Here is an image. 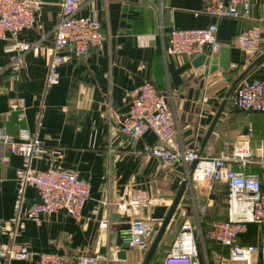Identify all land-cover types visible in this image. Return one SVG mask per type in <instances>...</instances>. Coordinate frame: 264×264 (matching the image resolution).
Returning <instances> with one entry per match:
<instances>
[{"label": "crops", "instance_id": "crops-1", "mask_svg": "<svg viewBox=\"0 0 264 264\" xmlns=\"http://www.w3.org/2000/svg\"><path fill=\"white\" fill-rule=\"evenodd\" d=\"M204 8L205 0H82L78 13L100 22L106 35L104 46L59 65L58 82L49 88L44 56L28 52L21 66L14 68L10 53L5 51L12 35L0 39V130L16 136L20 127L28 129L46 143L42 153L30 160L32 167L75 172L90 185V198L80 219L63 210L34 214L31 207L38 203V193L20 178L26 160L15 154L6 162L0 161V249L19 241L32 251L57 252L69 259L102 253L108 264L142 261V252L131 248L125 251V258L116 256L120 247L113 243L114 226L127 217L103 201L113 203L136 190L144 191L152 202L142 215L161 222L188 176L190 163H166L148 154L147 148L157 142L150 132L131 140L119 131L130 93L145 78L165 95L177 146L198 149L205 156H229L234 144L247 137L252 153H257L264 144V113L238 110L228 100L203 148L201 142L232 80L262 52L239 49L234 37L258 25L264 40V0H250L246 18H218ZM59 16L58 0H40L34 26L14 37L27 42L42 38L43 44H50ZM210 23L217 24L220 47H229L231 78L219 69L200 77L192 66L196 55L168 51L171 27L190 29ZM263 70L264 59L252 75ZM17 98L25 102L21 123L9 112L10 101ZM232 166L240 168L236 163ZM226 216L224 185L215 184L207 194L188 181L161 242L168 249L181 225L188 222L193 226L201 263L218 264L217 252H201L200 246L205 249L201 237L213 220H225ZM106 217L110 224L101 229L99 222ZM253 259L257 262L258 256ZM0 264L35 261L0 258Z\"/></svg>", "mask_w": 264, "mask_h": 264}, {"label": "built area", "instance_id": "built-area-1", "mask_svg": "<svg viewBox=\"0 0 264 264\" xmlns=\"http://www.w3.org/2000/svg\"><path fill=\"white\" fill-rule=\"evenodd\" d=\"M60 16L53 29L50 44H43L42 38L35 42L22 41L14 36L30 29L36 21V10L40 0H0V39L7 34L12 41L5 45L10 53V62L19 68L23 56L32 52L42 54L46 61V86L58 82L59 65L72 57H81L89 49H102L106 35L100 22L92 16L78 13L82 0H58ZM205 12L218 18H246L250 11V0H205ZM216 23L199 28L171 27L167 35L168 51L173 55H198L202 52L217 51L221 44L217 37ZM234 45L247 53L262 51L261 27L251 26L234 37ZM230 105L242 111L264 112V79L242 80L228 98ZM25 102L22 98L9 103V112L15 113L18 123L24 119ZM118 129L129 139L135 140L147 133L156 137V144L147 148V153L166 163L196 160L189 181L200 186L207 194L215 184L227 187L225 220H213L207 232L208 238L228 249V257L217 254L218 264H264V244L239 245L237 238L246 232L249 224L264 222V144L257 153H252L249 138L237 141L229 156H205L198 149H184L175 142V128L167 107L165 95L145 78L130 93L128 111L119 119ZM46 143L28 129L20 127L16 136L0 130V161L6 162L10 155L19 154L26 160L20 173L24 185L33 186L41 203L34 204V214H49L61 209L80 219L81 211L90 198V185L78 178L75 172L56 167L36 170L30 160L45 149ZM238 164L239 169L232 164ZM254 166L255 170H247ZM150 197L141 190L130 193L126 198L106 205L127 217L129 228L128 247L144 253L161 222L142 215L143 209L151 204ZM109 217L99 222L101 229L108 228ZM203 240V237H201ZM258 256L255 262L253 256ZM0 258L8 260H29L35 264H108L102 253L82 254L67 258L57 252H36L26 244L14 241L0 249ZM161 264H202L193 226L186 222L181 225L172 245L165 250Z\"/></svg>", "mask_w": 264, "mask_h": 264}, {"label": "water", "instance_id": "water-1", "mask_svg": "<svg viewBox=\"0 0 264 264\" xmlns=\"http://www.w3.org/2000/svg\"><path fill=\"white\" fill-rule=\"evenodd\" d=\"M264 59V49L262 52L242 71L240 72L231 82L230 86L228 87L207 131L202 139L201 148L205 145L207 140L209 139L211 132L221 114L223 107L225 106L229 96L231 95L234 87L243 80L246 74L256 66L260 61ZM229 47L222 46L217 51L214 52H202L196 55L192 60V66L195 69V74L200 77H207L214 74L218 69L224 72V76L226 78H231L232 74L228 72L229 70ZM176 163H179L177 161ZM196 164V160H192L189 163V172L192 171ZM189 181V175L186 179H184L176 192V195L168 208L164 218L162 219L160 226L158 227L156 233L154 234L147 251L144 253L142 257V261L139 264H149L160 241L161 238L179 204V201L183 195V192L186 188V185ZM38 203H41L40 196L38 194ZM146 207L143 209L145 211ZM66 211L65 209H61ZM119 218V216H118ZM129 228V224L125 221H121V223L114 226V233H113V243L120 247V250L117 251L116 256L118 258H125V251L129 249L128 247V234L127 229Z\"/></svg>", "mask_w": 264, "mask_h": 264}, {"label": "trees", "instance_id": "trees-1", "mask_svg": "<svg viewBox=\"0 0 264 264\" xmlns=\"http://www.w3.org/2000/svg\"><path fill=\"white\" fill-rule=\"evenodd\" d=\"M264 47V45H263ZM263 47H262V50H263ZM261 62V61H260ZM259 62V63H260ZM258 63V64H259ZM257 64V65H258ZM256 65V66H257ZM254 66L245 76V78L243 80H253V79H262V78H256V77H250L252 75V71L253 69L256 67ZM259 75V74H258ZM233 92V91H232ZM261 113H264V112H261ZM224 185V187L226 188V194H227V187L225 184H222ZM208 232V231H207ZM207 232L206 234H203L205 237H204V246H205V250L206 252L208 253V251H215L217 252V254L219 255H222L224 258H227L228 257V249L226 247H223L221 245H218L216 242L212 241L211 239L208 238V235H207ZM206 238V239H205ZM206 242L207 243H210L208 244V248L206 247ZM237 243L239 245H243V246H246V245H251V244H256V245H262L264 244V222L261 223V224H249L247 226V230L246 232L240 234L237 238ZM209 246H212V247H215L213 249H211ZM158 248V247H157ZM208 249V250H207ZM156 252V251H155ZM160 264H161V261H160Z\"/></svg>", "mask_w": 264, "mask_h": 264}, {"label": "rangeland", "instance_id": "rangeland-1", "mask_svg": "<svg viewBox=\"0 0 264 264\" xmlns=\"http://www.w3.org/2000/svg\"><path fill=\"white\" fill-rule=\"evenodd\" d=\"M263 45H264V40H263ZM263 49H264V47H263ZM250 77H256V78H262V79H264V70L263 71H261L260 72V74L258 75V74H253V75H251ZM245 78V77H244ZM243 78V79H244ZM235 88V87H234ZM234 90V89H233ZM198 186V185H197ZM204 234V233H203ZM204 235H203V241H204ZM206 239V238H205ZM162 241V240H161ZM160 241V243H159V245H158V248L156 249V252L154 253V255H153V257H152V259H151V261H150V263L149 264H160V261H161V258L163 257V255H164V253H165V250H166V248L164 247V244H162L163 242H161ZM208 244H210V243H207L206 242V247L208 248ZM199 245H200V243H199ZM201 245H202V243H201ZM210 248L212 247V246H209ZM213 248H215V247H212L211 249H213ZM209 249V248H208ZM207 249V250H208ZM200 250H201V252L203 253V251L205 250L204 249V247H202V246H200Z\"/></svg>", "mask_w": 264, "mask_h": 264}]
</instances>
